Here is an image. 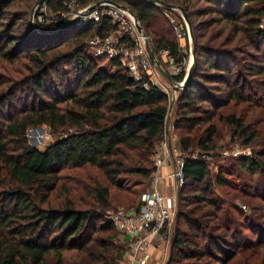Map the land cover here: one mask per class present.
I'll list each match as a JSON object with an SVG mask.
<instances>
[{"label":"trees","instance_id":"trees-1","mask_svg":"<svg viewBox=\"0 0 264 264\" xmlns=\"http://www.w3.org/2000/svg\"><path fill=\"white\" fill-rule=\"evenodd\" d=\"M13 1L0 0V57L14 61L26 55L34 67L8 92H0V264H119L126 247L106 214L112 206L111 186L121 187L122 175L149 178L156 170L152 157L166 131L169 94L151 82L146 86L144 80L134 79L119 57H108L118 68L116 72L96 65L86 37L93 31L104 35L115 28L110 16L60 32L33 30L22 38L13 32L18 16L11 18L7 11ZM66 1L69 0H48V4L59 10L65 8ZM76 1L85 6L100 0ZM112 1L127 6L137 16L155 53L168 50L178 64L188 58L174 24L164 12L167 7L150 0ZM163 1L182 7L194 25L192 0ZM211 2L218 5V12L228 22L236 27L242 23L241 27L261 47L264 0ZM193 27L196 68L204 61L216 71L201 75L204 81L223 82L230 87L229 51L202 45ZM66 45L71 48L59 54ZM258 72H264V67ZM183 77L181 74L175 79L179 82ZM239 81L232 84L239 86ZM204 89L194 72L176 102L179 118L175 129L184 151L209 149L216 125L210 122L202 133L195 127L211 121L212 113L228 100L244 99L234 90H229L228 98L221 99ZM206 101L214 112L200 116L197 113L204 110L201 104ZM224 119L234 125L246 143L256 137L257 130H250L236 115L228 114ZM43 124L54 131L62 128L64 135L39 149L29 143L27 130ZM239 162L244 171L264 173V150L256 157L242 156ZM67 167L96 168L106 183L90 179V188L79 200L74 197V187L64 181L62 171ZM183 170L185 182L178 191L181 207L167 264H225L239 249L251 250L245 264H264V256L259 255L263 236L247 241L243 247L238 238L209 232H202L203 242L191 237H199L200 227L208 224L192 215L195 208L183 210L184 203L202 201L216 209L220 204L206 195L205 186L198 188L197 197L193 194L195 185L203 184L209 175L206 161L187 158ZM217 181L224 184L226 179L219 174ZM215 214L216 210L211 215ZM182 222L186 230L181 228ZM70 251L72 261L66 255Z\"/></svg>","mask_w":264,"mask_h":264},{"label":"rangeland","instance_id":"rangeland-1","mask_svg":"<svg viewBox=\"0 0 264 264\" xmlns=\"http://www.w3.org/2000/svg\"><path fill=\"white\" fill-rule=\"evenodd\" d=\"M39 1L40 0H14L8 7V15L11 18L18 16L16 25L13 28L15 34L22 38H26L31 31H39V29L37 30L33 26L34 18L38 14L37 12L34 16V7ZM48 3V1L42 0V5L37 11L42 10L49 19V22H51L56 17L58 10L50 8ZM164 6L167 7L164 10L165 14L176 29L184 30L183 28H187L188 36L182 37L181 43L184 48L189 49V53L188 58L181 64L173 61L167 54H163L160 57L163 68L172 75L174 79L175 76L183 74L184 77L179 82L175 79L174 84H181L179 88H175L174 84L171 83L159 69L150 68L149 71H147L153 82L162 88L164 92L170 93L172 96L175 95L176 98L174 100L172 99L169 104V111L171 112L169 123L166 126L167 129L163 138L159 141L157 151L152 157L153 161L156 154L160 153L162 147L161 143L165 140L167 133L173 146L180 148L182 154L189 153L205 159L209 166V175L203 184L195 185L193 194H196L197 197L199 194L198 188L205 186L207 188L206 195L218 201L220 207L216 209V207L202 201L199 202L200 204L198 201H193L190 204L184 203L182 206L183 210L186 211L195 208V213L192 215L208 224L205 225L204 223L200 227L199 237H191L199 242H203L205 235H203L202 232H209L225 238H238L240 245L242 247L244 245L246 246L247 241H257L260 236L264 237V173L244 171L239 162L242 156L256 157L258 152L264 150V72H258L260 68L264 67V41L261 47H259L258 40L251 39L252 37L249 36L248 32L241 27L242 23H239L236 27L233 23L228 22L218 12V5L211 2V0H192L191 10L194 12V25L189 15L190 22L187 21L179 5L175 7ZM81 8H83V6L79 4L71 5L67 18H71L73 14ZM118 15L122 16V13H118ZM128 17L131 18L129 15ZM75 25H83V23L75 21L73 25L67 28H71ZM62 26L63 25L56 27V30ZM193 26H195V32L199 35V41L202 45L229 51L231 72L227 73L231 74L232 77L230 87L223 82H205L201 75L205 72L213 74L216 73V71L211 69L204 61L201 66L196 68V61L193 70V74L196 72V80L203 85L205 88L204 90L215 97L221 99L228 98L229 90H234L236 94H240L244 99H227L228 101L224 105L219 106L215 112L209 102L206 101L202 103L201 105L204 107V110L197 114L206 116L207 114H211V112L214 113H212L211 121H203L195 128L199 133H202L206 130L209 123L212 122L216 125L217 132L213 141L210 143L209 149L195 147L191 150L184 151L180 145L179 132L175 129V122L179 118L176 102L180 93L185 88L183 84L186 82L194 61L193 47L194 44L197 46V43ZM260 27L264 31V18ZM120 30L121 26H119V31ZM113 33L115 35L116 30ZM92 34L96 35V31H93ZM91 35L86 37L87 41L90 39ZM124 37H127V35H124ZM134 37H138V35L134 33ZM70 48L71 46L66 45L59 54H65ZM88 48L91 53L94 52V49ZM138 52L140 51H133L134 54ZM94 58L97 66L103 67L110 72H116L118 70V68L110 62L108 57L103 56V58H96L95 56ZM196 58L198 59L197 54ZM140 60V56L136 55H125L123 57L124 64H134L136 66L133 72L131 71V74H135L136 72L141 74L144 71L140 68ZM33 67L34 63L29 59V56L26 55H21L14 61H9L0 57V92H8L16 82H19L20 79L30 74ZM193 74L191 79L193 78ZM236 79L240 80L239 86L238 84H232ZM206 108L208 109L206 110ZM228 114H234L241 118L245 125L250 126V130H257L256 137L250 143H246L244 138L236 133L234 125L228 123L224 119V116ZM184 133L187 134V130L184 131ZM63 135L64 131L62 128L54 131L46 124L32 126L27 130L29 143L39 149H45L58 137ZM165 151L166 150L162 149L160 154H164ZM168 159H171V156H169ZM157 169L156 166V170ZM62 174L65 177L64 181L68 185L74 187L75 190L73 193L76 195L74 197L78 199L80 196H84L87 187L90 188L89 182L92 181L90 179H96L102 183H106L102 172L93 167H67L62 171ZM219 174H223L226 179L224 184L218 183L217 178ZM79 181L81 183L76 184ZM139 182H144V184L140 185V187H136L135 185ZM119 184L121 187L115 185L111 186L110 197L112 206L106 209L107 216L109 211L117 210L119 207H125L132 211L131 204L133 200L138 201L139 198L142 200L144 193L151 185L149 178H144L136 174L122 175L119 178ZM174 202L176 204L175 227L178 210L181 207L179 203V193L177 195V201L175 200ZM214 210H216V217L211 215ZM180 226L184 230L187 229L183 222ZM119 232L118 230V235ZM173 234L174 230L168 239L169 243H171ZM248 252L251 253V250L243 252V250L239 249L225 264H245L244 260L245 256L249 254ZM66 255L67 258L72 261L74 257L73 251L66 252ZM259 255L261 258L264 256V246L261 247ZM167 261L168 258L164 259L162 264H167Z\"/></svg>","mask_w":264,"mask_h":264},{"label":"built area","instance_id":"built-area-1","mask_svg":"<svg viewBox=\"0 0 264 264\" xmlns=\"http://www.w3.org/2000/svg\"><path fill=\"white\" fill-rule=\"evenodd\" d=\"M41 3L42 0H40L34 7V16L37 12L38 14L34 18L33 26L37 30L39 29V32H53L56 30V27L64 25L73 18H77L76 22L78 23L87 24L90 21L100 22L101 18L105 15L110 16L115 28L104 35H101L98 32H96V35L92 34L87 41L88 47L94 49L93 53L95 56H106L109 58L119 57L134 79L137 81L144 80L146 86H149L150 82L158 86L152 81L150 74L147 72L150 68L159 69L153 63L147 49L146 39L150 41V38L145 33L144 29L141 30L139 28L140 25L142 26L140 20L128 7L124 8L112 1L100 0L83 6V8L75 12L71 18H67L68 12H70V6L73 4H79L76 0H69L65 2V8L59 9L53 21L49 22V19L45 16L42 10L37 11L41 7ZM118 13H122V16L118 15ZM128 15L131 18H129ZM119 26H121L120 31ZM115 30L116 34L114 35L113 32ZM176 30L180 39L188 36L187 28L186 32L182 29ZM134 33L137 34L138 37H134ZM124 35H127V37H124ZM186 49L187 48H185V52L189 53V49H187L188 51ZM135 50L140 52L134 54L133 51ZM163 54H167L169 58H172V60L175 61L174 57L169 54L168 50H161L159 55L156 53V58L159 60L160 64V57ZM125 55L140 56V68L144 71L141 74L137 72L131 74V71L133 72L136 66L134 64H124L123 57ZM161 66L163 67V64H161ZM168 94L170 101L176 99L175 95L172 96L170 93ZM170 115L171 112L169 111L166 126L169 123ZM161 146V150L164 149L166 151L164 154H160V150V153L156 154L154 157L155 164L157 168H159L169 156H171V158L174 157L176 165L172 175L176 180V187L179 191L180 187L185 182V173L183 170L185 160L191 158L202 159L205 161V159L189 153L182 154L180 148L173 146L168 137V133L165 140L162 141ZM159 179L160 175L157 169L149 177L151 185L144 193L138 210L131 211L125 207H119L117 210L109 211L108 213L109 220L113 222L116 228L120 232H125L130 235L128 246L131 251L132 264H140L139 255L151 245L153 237L161 236L162 238L169 239L174 230L176 204L173 199L165 196L160 191L158 186Z\"/></svg>","mask_w":264,"mask_h":264},{"label":"crops","instance_id":"crops-1","mask_svg":"<svg viewBox=\"0 0 264 264\" xmlns=\"http://www.w3.org/2000/svg\"><path fill=\"white\" fill-rule=\"evenodd\" d=\"M175 160L173 158L167 159L164 163L159 166L158 172L160 175V179L158 182V186L160 191L167 197L173 199V201H177L178 188L176 187V180L172 175V172L175 169ZM144 184V182H139L135 186L140 187V185ZM135 194V193H134ZM141 196V195H140ZM141 198L137 200H133L131 207L133 211L139 209ZM119 240L125 245V250L123 251L120 263L119 264H132V256L131 251L128 246V242L130 240V235L125 232H119ZM170 252V243L168 239L162 238L161 236H155L152 239L151 245L147 248V250L143 251L139 255L140 264H162L164 259L169 257Z\"/></svg>","mask_w":264,"mask_h":264},{"label":"water","instance_id":"water-1","mask_svg":"<svg viewBox=\"0 0 264 264\" xmlns=\"http://www.w3.org/2000/svg\"><path fill=\"white\" fill-rule=\"evenodd\" d=\"M108 1H112V0H108ZM152 2H156V3H160V4H163V5H166L168 7H175L176 5L175 4H172V3H169V2H166V1H163V0H150ZM114 2V1H112ZM116 3L117 5L121 6V7H124V8H127V6L121 4V3H118V2H114ZM185 18L187 19V21H189V17H188V14L187 12L182 8L180 7ZM77 18H73L71 20H69L68 22H66L61 28L57 29L55 32H60V31H64L67 27H70L71 25L74 24V22L76 21ZM190 22V21H189ZM139 28L142 30V26L140 25ZM146 45H147V49H148V52L150 54V57L153 61V63L159 68V70L168 78V80L171 82V83H175V79L173 78L172 75H170L160 64L159 60L156 58V53L150 43V41L148 39H146ZM193 53H194V61H193V64L190 68V71H189V74H188V77L186 79V82L185 84H183V86H186L191 77H192V74H193V70L195 68V65H196V61H197V58H196V54H197V46L194 44V47H193ZM175 88H179V84H174Z\"/></svg>","mask_w":264,"mask_h":264}]
</instances>
